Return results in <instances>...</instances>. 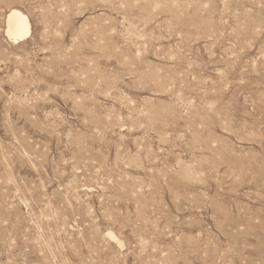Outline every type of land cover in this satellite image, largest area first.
Segmentation results:
<instances>
[{
    "label": "rangeland",
    "instance_id": "1",
    "mask_svg": "<svg viewBox=\"0 0 264 264\" xmlns=\"http://www.w3.org/2000/svg\"><path fill=\"white\" fill-rule=\"evenodd\" d=\"M0 180V264H264V0H0Z\"/></svg>",
    "mask_w": 264,
    "mask_h": 264
},
{
    "label": "bare ground",
    "instance_id": "2",
    "mask_svg": "<svg viewBox=\"0 0 264 264\" xmlns=\"http://www.w3.org/2000/svg\"><path fill=\"white\" fill-rule=\"evenodd\" d=\"M137 3V2H136ZM7 22V34L8 36L13 39L14 41H23L25 39H27L30 36L31 33V22L28 18L27 15H25L24 13H22L20 10L17 9H12L9 14L8 17L6 19ZM131 26V22L129 24ZM129 26V27H130ZM133 29L135 28L134 25ZM127 27V28H129ZM136 32V29H134ZM4 31V32H5ZM140 33V32H139ZM137 34V33H136ZM6 35V34H5ZM133 36V34H132ZM139 36V35H138ZM8 38V37H7ZM9 38V39H10ZM127 38V37H125ZM129 38H130V33H129ZM132 40V38H131ZM13 41V42H14ZM18 43V42H17ZM14 44L16 45V43L14 42ZM23 98V97H22ZM123 129V128H122ZM118 134V133H117ZM151 146V145H150ZM180 158V157H179ZM183 163V162H182ZM102 177V176H101ZM129 177V176H128ZM1 181V180H0ZM83 190V189H82ZM16 196V195H15ZM15 199V198H14ZM21 205V204H20ZM46 221V220H45ZM43 226V225H42ZM6 227V226H5ZM41 227V226H40ZM63 229V228H62ZM114 232V231H113ZM34 233V232H33ZM44 234V233H43ZM110 237L113 239H117L115 237V235H113L112 233H110ZM109 239V238H108ZM27 241V240H26ZM50 241V240H49ZM105 241V240H104ZM122 241V240H121ZM148 241V240H147ZM123 242V241H122ZM115 243V242H114ZM139 243V242H138ZM117 244V243H115ZM124 244V243H123ZM146 244V243H145ZM119 245V244H118ZM138 245V244H137ZM42 246V245H41ZM125 246V245H124ZM143 246V245H142ZM235 246V245H234ZM51 248V247H50ZM122 248V246H121ZM234 250V249H233ZM43 251V250H42ZM94 257V256H93Z\"/></svg>",
    "mask_w": 264,
    "mask_h": 264
}]
</instances>
